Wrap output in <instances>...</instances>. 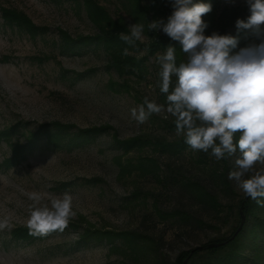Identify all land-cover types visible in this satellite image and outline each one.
<instances>
[{
  "label": "rangeland",
  "instance_id": "rangeland-1",
  "mask_svg": "<svg viewBox=\"0 0 264 264\" xmlns=\"http://www.w3.org/2000/svg\"><path fill=\"white\" fill-rule=\"evenodd\" d=\"M95 1L113 21L122 17L129 30L136 24L127 0ZM198 2L212 5V11L202 16L208 24L205 35L236 36L233 52L260 43L248 30L238 32L235 27L237 19L246 20L250 14L246 0H194ZM17 15L24 22L21 30L6 21ZM96 33L85 0H0V218L10 215L13 225L0 230V264H156L154 251L145 244L137 250L139 259L133 260L118 237L124 232L152 237L157 247L151 246L170 264L181 252L218 235L162 223L153 215L154 205L165 211L196 208L186 195L149 176L121 174L119 164L135 160L139 153L123 156L119 141L143 136L171 141L179 136L165 128L174 121L166 111L153 114L144 124L131 116L144 97L166 107L157 86L160 65L157 58L147 56L146 34L127 54L136 60L148 57L144 72L120 77L107 68L108 57L100 47L87 43L73 49V42L95 38ZM104 128L108 130L102 133L99 129ZM61 131L58 145L46 137ZM85 131L100 132L87 142H73ZM32 137L38 138L24 159L6 166L14 150L27 146ZM140 155L155 158L161 167L170 163L180 175L207 181L209 172L193 161L196 152L172 160L150 149ZM231 186L239 198L245 197L234 181ZM32 191L44 194L43 203L65 192L72 195L76 215L62 232L29 234ZM220 199L226 202L222 194ZM219 231L228 233L229 225ZM18 232L33 238L25 240Z\"/></svg>",
  "mask_w": 264,
  "mask_h": 264
},
{
  "label": "clouds",
  "instance_id": "clouds-1",
  "mask_svg": "<svg viewBox=\"0 0 264 264\" xmlns=\"http://www.w3.org/2000/svg\"><path fill=\"white\" fill-rule=\"evenodd\" d=\"M246 4L250 14L246 20L237 19L235 27L238 32L248 30L260 43L233 52L236 36L205 35L208 24L202 16L212 11L210 3L171 0V15L166 21L150 22L148 29L162 30L178 42L187 60L177 66L176 47L171 45L158 55L157 86L166 95V107L144 97L131 116L144 124L153 114L166 111L174 117L176 135L183 136L192 150H211L216 161L232 160L228 179L245 197L264 207V0H246ZM129 28L130 34L122 32L119 38L132 45L143 38L144 25ZM28 199L32 202L27 222L30 235L62 232L76 215L68 192L52 196L48 203H43L44 194L38 191L28 193ZM11 220L10 215L0 218V230H11Z\"/></svg>",
  "mask_w": 264,
  "mask_h": 264
},
{
  "label": "trees",
  "instance_id": "trees-1",
  "mask_svg": "<svg viewBox=\"0 0 264 264\" xmlns=\"http://www.w3.org/2000/svg\"><path fill=\"white\" fill-rule=\"evenodd\" d=\"M127 1L130 4L129 13L134 21L144 25V33L148 40L145 45L147 56L157 58L171 45L176 47L177 66L182 62H186L187 56L181 51L178 42L171 40L162 30L149 31L148 29L150 22L159 19L166 21L167 17L171 15L173 11L171 0H149L148 3H144L143 0ZM210 1L213 2V0ZM85 10L88 19L98 30V33H96L95 38L73 42V49H76L80 44H93L103 49L108 57L107 68L116 72L118 76H136V74L140 76L145 70V62L148 57L136 60L123 54L124 49H128L129 53L133 50L134 45L137 44L135 41L134 44L129 45L119 38V34L122 32L126 35L130 34L125 20L122 17H118L117 20L113 21L95 0H85ZM22 20L18 15L16 19H6L9 25H14L19 30L25 28ZM172 80L175 83L176 77L173 76ZM161 96L166 100L165 94H161ZM165 128L170 133L176 132L174 121L166 124ZM99 130L105 133L108 129ZM100 131L78 133L74 137L73 142H87ZM62 134V131L53 134L46 133V137L52 144L58 145ZM37 138L32 137L29 139L27 146H20L14 150V155L6 161V166L15 165L20 159H24V154L31 150ZM236 138L238 139V134ZM117 144L118 148L122 150L123 156H127L131 152L139 153L135 160L128 158L125 163L119 164L121 174L139 172L142 177L149 176L158 184L165 185L168 190L172 187L179 194L186 195L196 208L194 212L178 208L165 211L154 205L153 215L159 221L162 223L172 222L179 230L218 231L217 236L209 238L207 243L201 246L209 244L219 246L202 251H194L192 254L191 251L194 248L183 251L170 264H183L186 259H188L187 264H264V207L257 205L250 198L238 197L231 186V181L228 179V174L231 170L229 159L216 161L210 155L211 150H209V153L194 151L185 143L183 136L171 141L166 138L134 137L119 141ZM145 149H150L151 153L165 156L169 160L179 159L187 151L196 152L193 161L197 165L203 166L204 171L207 170L209 172L207 181L180 175L170 163L161 167L155 158L140 155ZM221 194L226 200L225 203H222L220 199ZM132 196L137 198L135 194ZM242 217H244V222L242 228L237 232ZM223 225H229V232L220 234L219 230ZM20 233L22 232H18L17 236H23L25 240L33 238L28 233ZM87 237L85 236V238L82 237L81 239L85 241ZM118 237L123 239V243L133 260L139 259L137 250L141 245L145 244L154 251L153 259L156 264H167L157 254L156 248L151 246L155 244L157 247V243L152 237L137 232H124Z\"/></svg>",
  "mask_w": 264,
  "mask_h": 264
},
{
  "label": "water",
  "instance_id": "water-1",
  "mask_svg": "<svg viewBox=\"0 0 264 264\" xmlns=\"http://www.w3.org/2000/svg\"><path fill=\"white\" fill-rule=\"evenodd\" d=\"M243 222H244V217H242V219H241V223H240V226H239L238 229H237V232L242 228ZM216 246H219V245H216V244H209V245H206V246H197V247H195V248L191 251V254H192L194 251H202V250L210 249V248H213V247H216ZM187 261H188V259H186V260L183 262V264H187Z\"/></svg>",
  "mask_w": 264,
  "mask_h": 264
}]
</instances>
